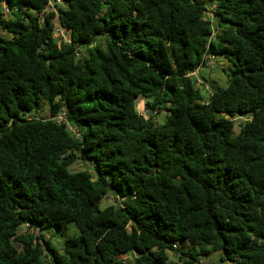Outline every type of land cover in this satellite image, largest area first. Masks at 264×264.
<instances>
[{
    "label": "trees",
    "instance_id": "obj_1",
    "mask_svg": "<svg viewBox=\"0 0 264 264\" xmlns=\"http://www.w3.org/2000/svg\"><path fill=\"white\" fill-rule=\"evenodd\" d=\"M47 3L0 0V264H264V0Z\"/></svg>",
    "mask_w": 264,
    "mask_h": 264
},
{
    "label": "rangeland",
    "instance_id": "obj_2",
    "mask_svg": "<svg viewBox=\"0 0 264 264\" xmlns=\"http://www.w3.org/2000/svg\"><path fill=\"white\" fill-rule=\"evenodd\" d=\"M201 1H206L208 5H209V2H211V0H201ZM213 24H214V20H213ZM214 61H215V65L213 67L203 66L199 70L196 76L197 78L196 86L199 88V91L203 95L204 98H206L209 94L208 92L210 90L209 85H212L214 88L226 87L229 70L233 67L232 63L221 55H217ZM136 107H137V111L140 114H142L144 117L147 116L144 101L141 98L136 100ZM44 114H45V111H42L40 113L41 116H44ZM165 115H166V111L164 109H161L157 115V121L159 123H162ZM241 123H242V119H237L235 126H234V132H237L238 127ZM86 165L87 164L83 160H78V162L75 161L71 166H69V170L70 171L82 170L86 167ZM112 203H113V196L111 194H108L102 200L101 207H105ZM25 230L27 229L24 225L20 228L19 231L23 232ZM31 232H34L35 236L39 235L38 231L29 230V233ZM43 233H44L45 238H48V237L52 238V242L55 247L60 248L66 237L77 235L79 232L73 223H69L67 225V230L63 235L61 234V230H56L54 227L45 229ZM178 243H180L182 246L189 245L188 240H181ZM169 259L171 262H177V257L173 253H169ZM207 260L216 264L217 263L216 254L213 252L209 253L207 255Z\"/></svg>",
    "mask_w": 264,
    "mask_h": 264
},
{
    "label": "built area",
    "instance_id": "obj_3",
    "mask_svg": "<svg viewBox=\"0 0 264 264\" xmlns=\"http://www.w3.org/2000/svg\"><path fill=\"white\" fill-rule=\"evenodd\" d=\"M60 2H61V0H48V3L45 6V9L43 12H45V13L56 12V4H58ZM2 9H3L4 14L8 13V9L6 8L5 4L2 5ZM52 36L54 39L57 40V42H64V43L70 42V37H69L68 31L65 28H63L59 24V22H57L56 20L53 22ZM214 60H215V57L213 55H206L204 57V63H202L198 68H196L194 71H192L189 75L196 77L199 70L203 66L213 67L215 65ZM53 119L57 123H66L67 128L69 130H72L73 132H75L74 128L70 127L69 124L67 123L65 112L62 109L54 115Z\"/></svg>",
    "mask_w": 264,
    "mask_h": 264
},
{
    "label": "water",
    "instance_id": "obj_4",
    "mask_svg": "<svg viewBox=\"0 0 264 264\" xmlns=\"http://www.w3.org/2000/svg\"><path fill=\"white\" fill-rule=\"evenodd\" d=\"M206 6H209L208 4H206ZM206 263H208V262H206Z\"/></svg>",
    "mask_w": 264,
    "mask_h": 264
}]
</instances>
